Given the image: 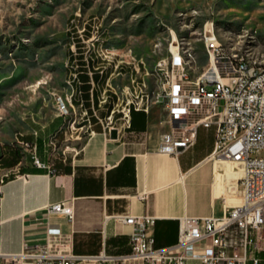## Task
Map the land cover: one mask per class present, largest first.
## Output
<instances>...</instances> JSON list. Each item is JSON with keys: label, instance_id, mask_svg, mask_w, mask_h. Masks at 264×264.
<instances>
[{"label": "crops", "instance_id": "crops-1", "mask_svg": "<svg viewBox=\"0 0 264 264\" xmlns=\"http://www.w3.org/2000/svg\"><path fill=\"white\" fill-rule=\"evenodd\" d=\"M113 68L112 73L117 70ZM117 74L135 75L129 66H121ZM109 77L103 84L79 76L71 86L83 118L84 111L92 108L94 86L100 117L105 118L115 103L124 104L113 87L107 88ZM103 91L106 102H101ZM120 111L114 109L116 138L91 116L93 133L83 125L87 134L73 137L57 152L40 134L42 146L36 154L48 168L36 171L30 153L21 149L16 166L0 167V179L5 177L0 183L1 252L21 253L25 247L43 245L49 235H63L70 239L74 255L120 260L131 253L132 228L116 215L153 216L154 249L170 248L178 243L181 220L220 217L241 201L242 163L213 154L214 125L198 127L195 144L173 155L157 150L161 134L169 128L161 105L152 104L148 112L133 111L129 128L121 126ZM7 172L11 175L6 177ZM144 194L147 199L141 198ZM66 200L73 207L72 219L45 214L47 205ZM261 245L259 264H264V239ZM201 247L195 245L187 254ZM186 264L203 263L189 258Z\"/></svg>", "mask_w": 264, "mask_h": 264}, {"label": "rangeland", "instance_id": "rangeland-1", "mask_svg": "<svg viewBox=\"0 0 264 264\" xmlns=\"http://www.w3.org/2000/svg\"><path fill=\"white\" fill-rule=\"evenodd\" d=\"M94 20L99 25L94 36L104 30L106 46L96 48L94 41L103 40L93 39L81 42V51L92 52L104 66L126 65L135 73L115 70L109 77L107 88L125 100L116 107L121 115L129 103L125 86L145 82L148 91L155 89L157 63L170 58L171 48L179 50L192 79L203 72L208 67L204 36L211 32L227 54L238 53L257 67L264 64V0H0V155L34 131L44 133L55 152L87 134L82 111L70 106L76 73L68 58L79 53L78 31ZM163 86L157 81V88ZM60 98L69 109L63 116ZM58 118L62 125L54 131ZM138 262L146 261L80 263Z\"/></svg>", "mask_w": 264, "mask_h": 264}, {"label": "built area", "instance_id": "built-area-1", "mask_svg": "<svg viewBox=\"0 0 264 264\" xmlns=\"http://www.w3.org/2000/svg\"><path fill=\"white\" fill-rule=\"evenodd\" d=\"M90 37L78 31L80 42L100 39L99 25L94 20L89 25ZM208 56L206 75L192 79L180 67L176 50L166 61L157 63L155 89L148 91L146 83L128 84L127 113L120 116L121 126H131L132 111H149L152 104L161 105L169 125L161 134L157 150L176 155L195 144L198 127L215 126L213 154L242 163L239 179L241 202L220 217L186 218L180 221L178 243L174 247L154 249V235L150 226L151 215H116L115 218L131 226V253L122 261L145 260L150 264H186L187 259L196 258L203 264H259L258 253L264 239V68L249 70L242 57L228 58L214 39L205 44ZM88 51L84 52L87 61ZM103 63V62H102ZM137 64H135L136 66ZM104 66V65H103ZM114 67V65H113ZM91 75V71H89ZM112 74V73H111ZM110 74V75H111ZM157 81H164V88H157ZM193 94H202V101H193ZM104 91L101 102H105ZM62 115L68 113V105H62ZM74 103L71 98V107ZM74 108V107H73ZM114 109L102 118L92 105V116L108 131L114 125ZM84 124L93 133L92 121L84 111ZM36 135V131L33 132ZM18 147L30 153L33 164L48 168L36 154V143L18 140ZM0 179V183L3 181ZM147 199L146 194L141 195ZM45 214H63L73 217L70 201L49 204ZM203 247L187 254L195 245ZM85 260L71 251L70 239L63 235H49L43 245L25 247L21 253L9 254L0 251V264H77ZM116 260L104 257L102 261Z\"/></svg>", "mask_w": 264, "mask_h": 264}, {"label": "trees", "instance_id": "trees-1", "mask_svg": "<svg viewBox=\"0 0 264 264\" xmlns=\"http://www.w3.org/2000/svg\"><path fill=\"white\" fill-rule=\"evenodd\" d=\"M100 36L102 37V42H100L99 40L94 41V45L97 44V46L95 45V47H99V46H106L105 42H106V32L103 30L100 34ZM85 37L89 38L90 37V30L89 28L86 29L85 31ZM78 44L77 50H79V53L77 52H71L69 55V62H77L75 65H73L71 63V68L74 70V72L76 73V77L72 80V87H75V82L79 79V76H81L84 80L88 81L92 80L94 83H106V80L108 78V76L114 71L113 65H107V66H103L101 60L97 57V59H94L92 56V52H89L88 54V58L87 61L84 60V53L83 51H81V42L78 39V42H75V45ZM90 57V58H89ZM121 66H126V65H120L118 67V69ZM117 69V70H118ZM89 71H91V75L89 74ZM72 76V75H71ZM87 87V86H85ZM89 89V87H88ZM108 91H105V94H107ZM74 95L75 93L73 92L72 94V102L75 104V100H74ZM96 91H95V86L92 88V101H93V107L97 110V104H96ZM107 101V99H106ZM105 101V102H106ZM111 107L108 108V110H110ZM87 113L90 115V117L92 116V108H88ZM98 112V111H97ZM133 112V111H132ZM131 112V114H132ZM60 122V119H56L53 123H52V127L57 125ZM35 138V139H34ZM21 140H25V141H29V142H35L37 150H40L41 146H42V138L41 135L37 134L36 131V135H26L23 136ZM22 158V153L20 151V148L16 145H8L6 147H4L2 154L0 155V167L1 168H10V167H14L16 166L19 161ZM36 171H39L41 169L36 168ZM11 173L8 175L10 176Z\"/></svg>", "mask_w": 264, "mask_h": 264}, {"label": "bare ground", "instance_id": "bare-ground-1", "mask_svg": "<svg viewBox=\"0 0 264 264\" xmlns=\"http://www.w3.org/2000/svg\"><path fill=\"white\" fill-rule=\"evenodd\" d=\"M208 39H214L217 42V38L214 35V33H212V32L208 34ZM205 44H207V35L204 36V45ZM175 50H176V55L178 57V62H179L180 67H182V69H184L185 74L189 75V72L186 69V63L182 61V58H181L182 56L180 55L179 50L177 48H171V51H175ZM219 50H222V49L219 48ZM225 54H226V57H228V58H235V57L241 56L242 57V63H244V65H248L249 70H257L260 68H264V64L257 67V65H255V63L249 61L248 59H245L242 55H239L238 53H228L227 54L225 52ZM207 71H208V67L203 72H201L199 75H206ZM163 88H164V86H163ZM193 101H202V94H193Z\"/></svg>", "mask_w": 264, "mask_h": 264}, {"label": "water", "instance_id": "water-1", "mask_svg": "<svg viewBox=\"0 0 264 264\" xmlns=\"http://www.w3.org/2000/svg\"><path fill=\"white\" fill-rule=\"evenodd\" d=\"M110 137L111 138H116L117 137V129L113 128L109 131Z\"/></svg>", "mask_w": 264, "mask_h": 264}]
</instances>
